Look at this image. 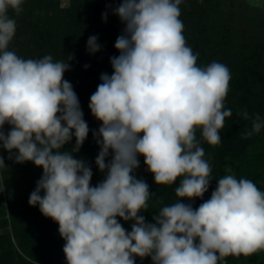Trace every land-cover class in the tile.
<instances>
[{"label":"clouds","instance_id":"9594fccd","mask_svg":"<svg viewBox=\"0 0 264 264\" xmlns=\"http://www.w3.org/2000/svg\"><path fill=\"white\" fill-rule=\"evenodd\" d=\"M23 3L0 0V148L16 163L43 169L28 203L59 225L67 264H136V257H150L152 264H220L264 251V191L237 179L230 167L198 208L181 202L203 198L213 180L197 131L217 146L233 115L224 108L230 70L219 62L198 66L183 35L182 0H122L113 9L125 25L114 45L119 55L110 58L113 72L101 74L88 105L101 122L93 131L100 148L95 164L106 173L95 186L91 167L73 155L89 134L79 98L64 79L74 57L25 59L8 50L16 33L9 11L18 16ZM97 41L88 38L89 54L101 50ZM238 116L252 121L244 139L264 128L259 114ZM73 137L75 146L62 151ZM139 156L157 185L179 178L176 201L162 206L154 223L141 215L154 193L134 174ZM0 167H6L3 156ZM118 218L133 221L131 231Z\"/></svg>","mask_w":264,"mask_h":264},{"label":"trees","instance_id":"16d2710c","mask_svg":"<svg viewBox=\"0 0 264 264\" xmlns=\"http://www.w3.org/2000/svg\"><path fill=\"white\" fill-rule=\"evenodd\" d=\"M121 2L70 0V6L65 8L59 0H24L23 11L18 16L9 11L10 18L16 20V33L8 50L25 59L51 55L54 61H66L68 56L74 57L68 61L71 70L65 72L64 79L73 85L79 98L89 134L79 152L73 155L91 167L93 186L103 181L106 173L100 172L95 164L100 148L93 131H98L101 122L93 117L88 105L101 83V74L113 72L110 58L119 55L114 45L125 25L113 9ZM179 7L183 35L193 53L198 54V66L219 62L229 68L231 80L224 108L233 113L225 119L219 145H209L197 131L205 159L212 167L213 180L203 198L181 202L191 203L195 209L210 199L217 187L216 180L226 174V167L232 169L237 179H250L264 191V128L244 139L241 133L251 129L252 121L238 116L246 110L250 116L259 114L264 120V8L254 7L246 0H182ZM93 35L98 37L101 50L89 54L87 40ZM9 130L10 126L5 125L4 131ZM74 146L75 137L62 151H71ZM0 156L4 157L6 166L0 167V264H67L59 225L45 217L38 205L33 207L28 203L43 169L30 161L16 163L3 148ZM138 159L140 166L134 174L154 193L148 201V210L141 215L146 222L154 223L153 215L162 206L176 201L179 178L173 185H157L147 171L144 157ZM118 220L131 231L133 221ZM135 260L136 264H152L150 257ZM220 264H264V251L250 256H228Z\"/></svg>","mask_w":264,"mask_h":264},{"label":"rangeland","instance_id":"374dc122","mask_svg":"<svg viewBox=\"0 0 264 264\" xmlns=\"http://www.w3.org/2000/svg\"><path fill=\"white\" fill-rule=\"evenodd\" d=\"M59 1L61 2L62 7L67 8L70 6V0H59ZM246 1L254 7H258L260 9L264 8V0H246Z\"/></svg>","mask_w":264,"mask_h":264}]
</instances>
